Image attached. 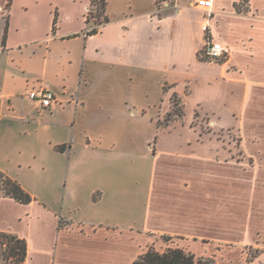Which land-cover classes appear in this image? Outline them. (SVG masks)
Masks as SVG:
<instances>
[{"label":"crops","instance_id":"obj_1","mask_svg":"<svg viewBox=\"0 0 264 264\" xmlns=\"http://www.w3.org/2000/svg\"><path fill=\"white\" fill-rule=\"evenodd\" d=\"M191 1L0 0L1 153L7 155L14 147L10 119L48 118L64 101L73 105L69 118L46 126L64 135L53 142L55 150L71 152L75 140L70 137L77 135L86 153V159H70L62 166L66 187L61 209L45 194L34 193L24 204L0 190V230L28 242V257L21 264H133L151 247L161 252L180 247L196 258H214L215 264H264V209L249 208V198L259 193L247 186L249 176L254 183H264V172L256 168L249 175L245 164L234 170L231 161L215 158L208 146L203 149L198 131L188 126L196 133L186 139L188 145L196 141L193 149L186 143L177 148L165 147L158 139L155 145L150 142L154 163L145 193L138 198L137 188L122 179L120 159L114 154L120 130L80 118L92 100L106 101L91 95L99 81L119 86L121 78L136 72L168 73L162 88L188 85L190 92L181 94L182 101L200 95L193 114L198 109L219 120H251L249 135H263L259 115L264 109V0H248L247 14L236 10L242 0H213L209 14ZM99 2H105V21L89 33L88 10ZM209 40L228 48L225 62L200 58ZM42 48L46 57L41 69L37 63ZM51 55L56 62L67 56L73 66L69 76L61 77L67 98L55 91L58 82L49 86L39 78L47 76ZM59 73L56 70L55 76ZM26 87L51 89L58 101L42 107L34 100L28 112H5L11 111L18 90ZM105 137L109 146L103 144ZM262 143L256 141L250 149L264 152ZM103 149H109L105 160ZM19 182L24 183L22 178ZM247 246L260 251L250 258Z\"/></svg>","mask_w":264,"mask_h":264},{"label":"rangeland","instance_id":"obj_2","mask_svg":"<svg viewBox=\"0 0 264 264\" xmlns=\"http://www.w3.org/2000/svg\"><path fill=\"white\" fill-rule=\"evenodd\" d=\"M240 7L241 10H238V7L236 8L240 13L247 14L251 10V8L244 6V4ZM116 9L118 8L115 5ZM87 16L89 20L88 29L92 27L98 29L105 21L102 16V7L98 4L94 8H91ZM66 23L67 21L64 20L63 24L66 25ZM201 51H203V48ZM45 57V48H42V54L40 55L39 63H37L41 69L45 63ZM200 58L205 60L201 56V52ZM227 59L228 54L218 61L225 62ZM70 65L67 56L56 62L51 55L47 76L44 77L39 74L40 80H44L49 86H51L50 82L53 81L59 83V86L55 87V91L60 98H67L63 94L61 77L69 76L73 67ZM56 70L60 71L59 77L55 76ZM73 72L76 75V69ZM55 77L56 80H54ZM167 78L168 73L157 75L136 72L135 75L121 78L124 81L119 86H113L112 83L103 85L99 81L100 79L97 78L99 82L96 81L98 83L91 91V95L99 98L105 97L106 101L104 103H97V100L90 101L89 107H87L80 117L81 121L87 118L88 123L99 122L105 128L111 127L114 124L120 130L119 147L115 148L114 154L116 159L117 157L120 159V164L117 163V165L121 167L120 175L122 179H128L131 189L137 188L138 198H142L145 193L144 186L148 183L154 163V152L149 145L150 142L152 145H155V141L158 139L159 144L165 147L173 146L177 148H181L180 146L186 143V147L188 146L193 149L197 144L196 141H193L191 145L189 144L190 146L188 145V141H186L188 136L196 135L193 130L198 131L196 136L199 139L198 143L200 146H203V149H207L208 146L210 151H213L210 154L214 153L215 158L231 161L234 170H239L241 168L240 165L245 164L249 169V175H252L256 168L264 172V152L258 150L252 151L253 149H250L253 148L252 144L256 143V141L264 142V109L261 110L259 115L261 117L260 132L263 134L259 138L249 135L251 131H248L247 128H253L251 120H241L239 118L230 121L219 120L216 116L204 114L198 109L193 114L196 100L200 98L197 92L194 97L183 101L184 118L182 120H175V113L178 107L174 106L175 102L171 97L177 93L182 99L181 94L183 92L188 94L190 88L186 84H167L164 93L162 85H164V81ZM115 79V81H118V77H115ZM182 89L184 90L182 91ZM32 90L35 89H31V87L20 88L17 97L13 99L12 105L10 104L11 111L5 110V112L8 114H20L21 112L30 111L33 105L32 102L34 101L29 96V92ZM261 99L262 97L258 101H262ZM56 108L55 114L48 118L40 117L39 120L35 119L34 121L32 119H10L7 122L11 129V146L14 147L10 148L7 155H3L0 151V174L4 171L10 177L13 176L11 175L13 173V178H17L18 181L22 178L24 182L23 187H27L26 189L33 196L34 193L39 195L45 194L47 198L56 201L58 208L61 209V206L64 204L66 187L63 177L65 173H62V166L68 164L70 159L73 161L86 159V153L83 151L81 138L77 137V135L70 137L73 141L75 140L74 148L71 152L55 150L56 143L53 142L63 138L64 135L59 132H53V129L51 130L46 126L48 123L55 124L67 120L70 112L73 110V105L64 101L62 105L59 104ZM168 119H172L169 122L170 124L163 126L168 128L162 129L158 123L165 124ZM188 121L189 123H187ZM188 126L193 130L191 131ZM128 133L131 135L128 136ZM105 139L107 142L105 141L103 144L108 145L109 140L106 137ZM103 152L105 153L102 154L103 158L101 159L105 160L108 158L109 149H103ZM88 153L91 155L93 152L90 153L89 150ZM79 174L80 171H78L77 175ZM249 179L250 182L247 185L248 191L256 194L259 193L256 198L253 196L249 198V208L254 211L255 209H264V183H254L251 181L250 176ZM64 208H67V205H64ZM139 213H141L140 210ZM168 238L167 236L163 237L165 241ZM244 250L250 258L256 256L260 251L255 246H247Z\"/></svg>","mask_w":264,"mask_h":264},{"label":"trees","instance_id":"obj_3","mask_svg":"<svg viewBox=\"0 0 264 264\" xmlns=\"http://www.w3.org/2000/svg\"><path fill=\"white\" fill-rule=\"evenodd\" d=\"M248 0H242L237 4L238 10H241V5L246 3ZM99 5L105 6V2H99ZM107 21V19H106ZM56 21L54 22L55 28ZM97 28H93L89 33H95ZM203 57V51H201ZM205 58V57H203ZM205 60H209L206 59ZM177 85V84H176ZM174 85V86H176ZM165 87L163 91L165 93ZM178 110L175 113V120H182L184 118V104L180 96L175 93L172 97ZM172 119H168L165 124L158 123L159 126L169 125ZM65 145L57 146L58 149H63ZM0 190L7 196H10L18 202L28 204L34 197L32 194L23 187V185L16 179L1 174L0 176ZM28 257V242L25 238L10 232L0 230V261H4L9 264H21ZM133 264H215V259L208 258H196V256L180 247H169L165 251H158L155 247L149 248L146 252L141 254Z\"/></svg>","mask_w":264,"mask_h":264},{"label":"built area","instance_id":"obj_4","mask_svg":"<svg viewBox=\"0 0 264 264\" xmlns=\"http://www.w3.org/2000/svg\"><path fill=\"white\" fill-rule=\"evenodd\" d=\"M190 5L197 8L204 9L208 14L213 7V0H192ZM90 11L88 10V13ZM93 28L87 30L91 31ZM229 53L228 48L221 42L207 41L203 48V57L209 60H219L225 57ZM30 98L38 101L42 107H50L53 103L57 102V94L55 91L47 88H41L38 90H32L29 92Z\"/></svg>","mask_w":264,"mask_h":264}]
</instances>
